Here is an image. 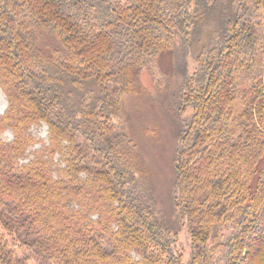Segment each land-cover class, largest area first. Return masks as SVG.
<instances>
[{
  "label": "trees",
  "instance_id": "obj_1",
  "mask_svg": "<svg viewBox=\"0 0 264 264\" xmlns=\"http://www.w3.org/2000/svg\"><path fill=\"white\" fill-rule=\"evenodd\" d=\"M167 52L165 217L122 96ZM0 86V264H264V0H0Z\"/></svg>",
  "mask_w": 264,
  "mask_h": 264
},
{
  "label": "rangeland",
  "instance_id": "obj_2",
  "mask_svg": "<svg viewBox=\"0 0 264 264\" xmlns=\"http://www.w3.org/2000/svg\"><path fill=\"white\" fill-rule=\"evenodd\" d=\"M161 66L169 72L166 76L159 71ZM192 68L193 61L188 57L189 71H192ZM172 70V56L168 52L162 54L156 64L150 63L141 69L136 77L135 91L127 92L122 96L125 111L124 124L127 133L137 144L146 167L149 169L153 193L158 203L157 207L163 211L165 217L171 214L173 202V200L171 201V192L173 191L174 172L171 160L176 142L175 129L177 128V120L171 111V105H168V97L170 99V95L179 81V77L174 76ZM6 107L7 97L0 86V114ZM189 113L190 109L187 108L183 112V116ZM26 133H30L35 142L28 146L22 160L32 157L33 150L47 142V125L44 122L30 123ZM0 137L10 140L12 138L11 129H5ZM53 158L58 166L63 165L59 161L58 152L54 153ZM80 175L85 176L83 171ZM178 211L179 208H176L173 212L175 220H177L176 225H178V231L174 238L176 248L185 261L190 255V237L185 225V217L177 219ZM169 218L174 221L171 217Z\"/></svg>",
  "mask_w": 264,
  "mask_h": 264
}]
</instances>
